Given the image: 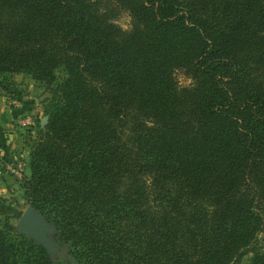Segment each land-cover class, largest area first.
Masks as SVG:
<instances>
[{
	"label": "trees",
	"instance_id": "obj_1",
	"mask_svg": "<svg viewBox=\"0 0 264 264\" xmlns=\"http://www.w3.org/2000/svg\"><path fill=\"white\" fill-rule=\"evenodd\" d=\"M16 72L48 93L20 187L55 241L3 226L0 264H239L264 240V0H0Z\"/></svg>",
	"mask_w": 264,
	"mask_h": 264
},
{
	"label": "rangeland",
	"instance_id": "obj_2",
	"mask_svg": "<svg viewBox=\"0 0 264 264\" xmlns=\"http://www.w3.org/2000/svg\"><path fill=\"white\" fill-rule=\"evenodd\" d=\"M110 20L122 29L129 27V17L123 10H116L112 13ZM175 76L178 84L188 83L181 73H176ZM0 96L4 97L3 108L8 112H12L14 108H23V111H20L18 115L7 120L5 123L7 128L3 133L11 134L12 141L10 144L4 143V151H0V228L9 226L15 232L23 234L41 245L36 238L19 230L18 219L23 210L28 207L22 198L20 182L22 177L29 173L28 152L33 143L37 126L44 123L42 118L45 116L42 115V107L47 101L48 93L43 90L42 85L34 82L25 73L16 72L0 74ZM43 223L46 228L43 233L44 238L48 242H54V227L46 220ZM252 252H264V240L261 234H257L251 244L244 249L239 264H247ZM56 262L64 264L58 258H56Z\"/></svg>",
	"mask_w": 264,
	"mask_h": 264
},
{
	"label": "water",
	"instance_id": "obj_3",
	"mask_svg": "<svg viewBox=\"0 0 264 264\" xmlns=\"http://www.w3.org/2000/svg\"><path fill=\"white\" fill-rule=\"evenodd\" d=\"M42 121L45 122L46 117H43ZM43 222V217L36 211H34L30 206H28L23 210L18 219V228L21 232L30 234L31 236L36 238L40 242V244L49 252L52 250L54 242H48V240L44 238L43 233L46 228Z\"/></svg>",
	"mask_w": 264,
	"mask_h": 264
},
{
	"label": "crops",
	"instance_id": "obj_4",
	"mask_svg": "<svg viewBox=\"0 0 264 264\" xmlns=\"http://www.w3.org/2000/svg\"><path fill=\"white\" fill-rule=\"evenodd\" d=\"M3 106H4V97L2 98L0 96V151L1 152L4 151L5 148L3 147L5 145L4 143L10 144V142L12 141L11 134H3L4 130L7 128L5 123L7 122L8 119L14 117V115H18L20 111H23L22 110L23 108L20 107L18 109L14 108L12 112H8L3 108ZM6 148L8 147L6 146Z\"/></svg>",
	"mask_w": 264,
	"mask_h": 264
}]
</instances>
